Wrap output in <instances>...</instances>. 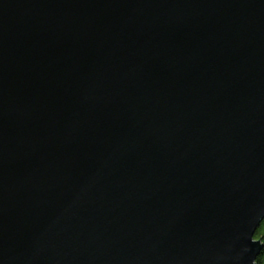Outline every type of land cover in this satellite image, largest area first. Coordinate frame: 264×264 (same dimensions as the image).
Listing matches in <instances>:
<instances>
[{
    "label": "water",
    "instance_id": "water-1",
    "mask_svg": "<svg viewBox=\"0 0 264 264\" xmlns=\"http://www.w3.org/2000/svg\"><path fill=\"white\" fill-rule=\"evenodd\" d=\"M264 0H0V264H255Z\"/></svg>",
    "mask_w": 264,
    "mask_h": 264
},
{
    "label": "trees",
    "instance_id": "trees-1",
    "mask_svg": "<svg viewBox=\"0 0 264 264\" xmlns=\"http://www.w3.org/2000/svg\"><path fill=\"white\" fill-rule=\"evenodd\" d=\"M261 240L263 248L256 259L255 264H264V220L262 221L260 227L257 229L254 237V241Z\"/></svg>",
    "mask_w": 264,
    "mask_h": 264
}]
</instances>
